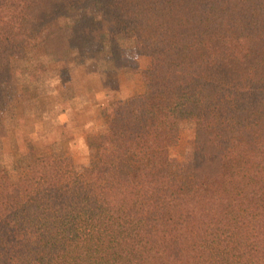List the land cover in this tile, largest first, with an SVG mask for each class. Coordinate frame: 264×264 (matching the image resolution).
<instances>
[{"label":"trees","instance_id":"obj_1","mask_svg":"<svg viewBox=\"0 0 264 264\" xmlns=\"http://www.w3.org/2000/svg\"><path fill=\"white\" fill-rule=\"evenodd\" d=\"M93 4L75 38L134 39L145 93L103 110L86 167L47 154L13 184L0 163V264H264V0H0V90L37 24ZM184 122L201 182L170 175Z\"/></svg>","mask_w":264,"mask_h":264},{"label":"rangeland","instance_id":"obj_2","mask_svg":"<svg viewBox=\"0 0 264 264\" xmlns=\"http://www.w3.org/2000/svg\"><path fill=\"white\" fill-rule=\"evenodd\" d=\"M87 16L99 18V6L46 18L35 26L37 46L12 59V81L0 90V163L13 184L26 159L32 163L47 154H68L78 168L89 165L108 132L103 110L116 103L140 104L145 93L141 71L151 59L138 54L134 39L80 45L73 25ZM61 29L68 34L66 49L47 46L46 40ZM170 154L172 180L180 175L203 181L194 123L182 124L180 142Z\"/></svg>","mask_w":264,"mask_h":264}]
</instances>
